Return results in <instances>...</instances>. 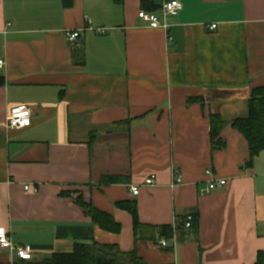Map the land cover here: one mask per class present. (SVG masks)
<instances>
[{"label": "crops", "instance_id": "1", "mask_svg": "<svg viewBox=\"0 0 264 264\" xmlns=\"http://www.w3.org/2000/svg\"><path fill=\"white\" fill-rule=\"evenodd\" d=\"M72 1L0 0V228L33 256L0 250V264H54L93 242L147 264L264 259V151L249 165L233 127L264 88V0H178L168 29L139 18L141 0ZM154 1L161 14L167 0ZM70 32L80 37L69 42ZM200 97L204 106L190 102ZM17 105L32 108V122L9 129ZM214 113L225 122L216 151ZM214 178L229 183L207 193ZM79 195L120 233L96 225ZM121 202H135L143 238ZM165 225L180 228L175 237L161 235Z\"/></svg>", "mask_w": 264, "mask_h": 264}, {"label": "trees", "instance_id": "2", "mask_svg": "<svg viewBox=\"0 0 264 264\" xmlns=\"http://www.w3.org/2000/svg\"><path fill=\"white\" fill-rule=\"evenodd\" d=\"M66 7L71 6L72 0H62ZM118 3H123L124 0H116ZM144 11L155 12L156 5L154 0H141ZM253 95L249 101V115L246 118L238 119L233 122V127L242 134L250 148L249 165L253 160L264 151V88H256L253 90ZM190 102L205 105L203 97L191 99ZM211 147L214 151L221 150L226 146V141L222 138L221 131L225 127V122L222 121L219 114H211ZM123 178L121 177H105L103 183L119 184ZM76 203L82 210L91 217L96 225H99L104 231L120 233L121 224L117 223L113 216L109 213L98 210L93 204L85 201L82 195L77 197ZM119 207L129 211L133 218L135 238L137 240L143 238L141 235L148 229L139 221L137 206L134 203L121 202ZM161 235L167 238H172L175 230L172 226L165 225L157 228ZM54 264H147L136 251L121 252L116 245H103L98 242L92 244L79 243L73 252L66 254H57L53 258ZM257 264H264L262 255H259Z\"/></svg>", "mask_w": 264, "mask_h": 264}, {"label": "built area", "instance_id": "3", "mask_svg": "<svg viewBox=\"0 0 264 264\" xmlns=\"http://www.w3.org/2000/svg\"><path fill=\"white\" fill-rule=\"evenodd\" d=\"M183 9V3L178 0H167L161 6V14L156 12L150 13L144 10H140L139 18L146 22L150 27L154 28H164L168 29L170 24L167 22L169 17H178ZM217 25H212L211 29H215ZM80 37V32H70L67 34L68 41H75ZM4 62L1 61L0 65H3ZM32 108L26 105H17L12 108L7 116L6 127L9 129H23L31 125L32 122ZM207 174L210 175L211 171H207ZM155 183L154 176L149 177L146 180V185H153ZM229 183L226 179L214 178L211 181L207 193H212L215 190L227 185ZM140 186H133L132 193L134 195L139 194ZM26 190H30V186H26ZM193 216L190 215L184 220V226L187 229H190L193 223ZM175 237V234L173 235ZM167 244V239L161 241V245L164 247ZM0 250L1 251H10L15 257H18L20 260H32V252L28 247L23 246L19 247L15 245L12 241V237L9 230L0 228Z\"/></svg>", "mask_w": 264, "mask_h": 264}]
</instances>
